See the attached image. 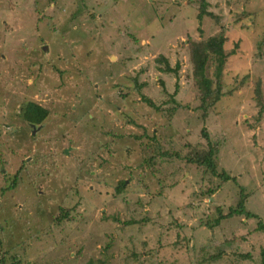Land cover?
<instances>
[{
	"label": "rangeland",
	"instance_id": "374dc122",
	"mask_svg": "<svg viewBox=\"0 0 264 264\" xmlns=\"http://www.w3.org/2000/svg\"><path fill=\"white\" fill-rule=\"evenodd\" d=\"M200 1L0 0V255L9 251L6 262L261 264L264 112L256 122L254 84L260 82L264 99V0H205L212 16L202 20ZM220 32L224 53L233 52L222 83L231 90L244 82L203 120L188 42ZM161 56L172 68L179 63L177 74L158 71ZM207 71L212 76L214 67ZM171 98L179 108L168 120ZM28 100L48 111L32 135L20 115ZM202 130L212 143L226 139L217 168L231 180L211 179L203 167L174 158L185 142L206 146ZM156 146L173 157L158 156L151 151ZM207 179L215 190L201 197ZM240 188L257 218L204 226L216 207L225 215L236 205ZM62 209L70 210L69 220H59ZM130 220L140 223L125 227ZM159 244L157 257L148 258L149 247Z\"/></svg>",
	"mask_w": 264,
	"mask_h": 264
},
{
	"label": "trees",
	"instance_id": "16d2710c",
	"mask_svg": "<svg viewBox=\"0 0 264 264\" xmlns=\"http://www.w3.org/2000/svg\"><path fill=\"white\" fill-rule=\"evenodd\" d=\"M208 4L205 0L200 1V7H199V13L197 15L199 20H202L204 16L211 17L212 14L207 10ZM226 37L223 33H219L216 36L210 37L207 40L195 42L191 41L188 42V54H189V62H190V69L192 71V79L194 81V88L199 93V103L198 109L201 112V118L203 120L206 119L207 114L209 112V108L212 106H215L218 104L223 97L226 96H232V94L235 91H238L239 88L242 86L244 79L242 82H240L239 85H235L234 88L231 90H226L223 83H222V74L224 70V66L226 64V60L230 56L231 53L229 52L227 54L224 53V43H225ZM157 63L162 64L163 67H158V71L160 73H175L177 74L179 67V63L176 64L175 68H172L170 66L168 58L160 57L159 60H157ZM210 66L214 67V71L212 73V76H210V73L207 71ZM135 81V80H133ZM136 85V82H134ZM162 83V82H161ZM137 86V85H136ZM254 94L255 99L257 101V106L259 107L258 115L255 118L256 122H259L262 116V113L264 112V99L262 97L261 89H260V82L257 81L255 84ZM139 86L136 87V90L139 91ZM125 95H122V97H125ZM143 101L151 105L152 107H155V104L151 102L146 96H143ZM167 103L172 104V107L166 108L164 110L165 116L168 120H171L174 116L176 109L179 108V105L176 104V102L171 98L167 101ZM20 115L21 118L30 124H33L35 126H39L43 124V122L48 117V111L43 108L41 105L37 104L33 101H26L21 103L20 105ZM157 109V108H156ZM133 121L131 120V123ZM135 123V122H133ZM202 138L207 140V145L203 146L201 144H191V143H184L183 148L185 150L184 153L180 154L178 152H175L173 156L174 158L179 159L189 166H195L197 169L200 167H203V174L208 176L211 179H219L221 182L225 183L226 181L231 180L230 176L226 174L225 172H219L217 168V162H218V155L221 148L224 147L226 144L225 138L217 139L215 143H212L209 140V134L207 131L202 130L201 131ZM146 136V134H145ZM133 137L137 138L133 135ZM151 141L154 143V135L152 134ZM148 146V145H147ZM157 148L151 149V151H154L155 154L158 156H164V157H173L170 153H159L161 150L158 146ZM154 156H151L148 160H145V162L148 164L149 169L151 168V164H153ZM234 182H236V179H233ZM16 185V177L12 182L11 187H15ZM126 185V181L120 182L116 188L117 193H122L124 187ZM215 190V189H214ZM213 188L210 182V179H207V187H205V190L200 191L199 195L201 197H208L212 195ZM247 194H245L244 190L240 188L239 191V198L235 206H231L228 209L227 214L223 215L222 210L220 207L215 208V217H207L204 221V226H207L211 229L213 227L219 226L221 221L231 219L233 217L238 216H245L246 219H252L257 218L256 215L248 212L246 210V200H247ZM69 212L70 210L62 209L61 210V216L59 220L62 222L64 220H69ZM58 221V222H61ZM140 223L139 220H130L129 222H125L124 226L128 227L130 224L133 223ZM128 225V226H127ZM125 227H122L120 230L124 229ZM256 230L264 234V222L258 220ZM122 237V236H120ZM132 237V236H131ZM124 238V237H123ZM130 239V238H129ZM244 240V237L242 238ZM1 245V243H0ZM109 246H106L108 248ZM162 244H159L158 247H149V251L147 253L148 258L155 259L157 254L162 249ZM8 251V250H7ZM9 252V251H8ZM8 252H3L0 255V264H25L20 261H10L6 262L8 259H11ZM136 257V256H135ZM88 264H93L89 262ZM103 264V263H101ZM261 264H264V249L261 253Z\"/></svg>",
	"mask_w": 264,
	"mask_h": 264
},
{
	"label": "flooded vegetation",
	"instance_id": "af4514ba",
	"mask_svg": "<svg viewBox=\"0 0 264 264\" xmlns=\"http://www.w3.org/2000/svg\"><path fill=\"white\" fill-rule=\"evenodd\" d=\"M25 124H26V126L29 128V131H30V133H31V135L33 134V129L31 128V125H33V124H30V123H27V122H25ZM35 126V125H34ZM42 126V124L41 125H39V126H35L34 128H39V129H41L40 127ZM35 131V130H34Z\"/></svg>",
	"mask_w": 264,
	"mask_h": 264
},
{
	"label": "water",
	"instance_id": "95a60500",
	"mask_svg": "<svg viewBox=\"0 0 264 264\" xmlns=\"http://www.w3.org/2000/svg\"><path fill=\"white\" fill-rule=\"evenodd\" d=\"M34 127H35L34 125H31V128L33 129V134H34V130H38L39 129V128H34ZM66 153H67V151H66Z\"/></svg>",
	"mask_w": 264,
	"mask_h": 264
},
{
	"label": "clouds",
	"instance_id": "9594fccd",
	"mask_svg": "<svg viewBox=\"0 0 264 264\" xmlns=\"http://www.w3.org/2000/svg\"><path fill=\"white\" fill-rule=\"evenodd\" d=\"M231 178V177H230Z\"/></svg>",
	"mask_w": 264,
	"mask_h": 264
}]
</instances>
